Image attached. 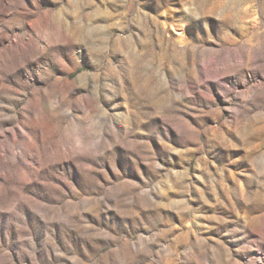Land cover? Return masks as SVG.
I'll use <instances>...</instances> for the list:
<instances>
[{
  "label": "rangeland",
  "instance_id": "1",
  "mask_svg": "<svg viewBox=\"0 0 264 264\" xmlns=\"http://www.w3.org/2000/svg\"><path fill=\"white\" fill-rule=\"evenodd\" d=\"M0 264H264V0H0Z\"/></svg>",
  "mask_w": 264,
  "mask_h": 264
}]
</instances>
